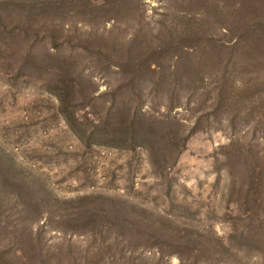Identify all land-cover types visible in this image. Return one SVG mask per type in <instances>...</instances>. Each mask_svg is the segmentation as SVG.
<instances>
[{"label": "rangeland", "instance_id": "1", "mask_svg": "<svg viewBox=\"0 0 264 264\" xmlns=\"http://www.w3.org/2000/svg\"><path fill=\"white\" fill-rule=\"evenodd\" d=\"M65 1L0 0L36 59L3 37L0 149L38 203L18 214L0 157V264H264V0ZM58 73L83 128L155 140L163 171L145 145L86 149L43 88Z\"/></svg>", "mask_w": 264, "mask_h": 264}, {"label": "trees", "instance_id": "2", "mask_svg": "<svg viewBox=\"0 0 264 264\" xmlns=\"http://www.w3.org/2000/svg\"><path fill=\"white\" fill-rule=\"evenodd\" d=\"M63 3H65V0H60ZM1 5V4H0ZM53 6V4H52ZM32 8L30 10H38V13L42 12L47 15L49 19H52L53 22L56 21L58 18L56 16L57 11L55 9L52 10V7L50 3H41L38 2L36 6L29 7ZM58 8V7H56ZM0 11V50H2V47L4 46L3 37L6 36L10 38L12 41L16 40V35H18V40L22 41L21 47L24 49H27L24 53L23 57L20 60V65L27 67L28 69L32 68V64L35 63V58L33 57L31 53V47L33 45H30L29 47L25 48V40H22L20 38L21 33L24 31H27L24 28V20L25 16L23 15V19H21V16L15 18V23L12 24V27L8 31H4L5 25L1 24L3 21V18L1 16ZM23 21V22H22ZM49 27H47L44 23L43 25H39L40 29L42 31H48L53 32L55 30V27H52V22L48 24ZM55 32H58L55 31ZM2 54L0 53V59H2ZM3 59L2 61H4ZM34 61V62H32ZM73 64H76L75 59L71 61ZM20 66V67H21ZM59 71L64 70L63 67L58 68ZM57 77L54 78L52 84H45L43 88L51 92L57 103H58V114L60 115L62 121L67 125L68 129L73 132L79 139L80 143L86 148V149H92L94 146H108L112 148H127V150H130L131 148L136 147V145H145L144 149L146 153L149 156V163L154 166L155 168L158 167V171H163V166L157 165V160H159V156H162V158H166L165 156L168 154L164 149L155 148L152 147L155 144V140H151L150 144H143L146 143V136L145 135H137V136H129L127 134V127H122L121 124H116L113 126H106L104 124H101L97 122L95 125H91L89 130L88 128H83L84 124L88 121L85 113L83 105L81 104L82 97L80 96V86L79 82L77 80L76 73H72L66 77L64 75L58 73L56 74ZM85 107V106H84ZM84 113V114H83ZM85 127V126H84ZM161 138V137H160ZM168 151V150H167ZM179 150L178 152H180ZM178 154V153H177ZM176 154V155H177ZM0 157L3 158L4 163L8 166L13 167V169L16 168L19 173H21L22 182L20 181V178H14V176H11L10 173H8L11 185L13 187H19L22 191H17L15 193L17 198V205L20 207V210H18V214L25 215L29 211V204L31 201H34V203L37 205V198L33 197V191L31 192V188L27 186V182L29 183L28 177H31L32 174L29 172H25V170L22 167H18L15 160L13 158H10L2 149H0ZM175 158L177 156H174ZM174 162V161H173ZM24 174V175H23ZM32 178V177H31ZM27 181V182H24ZM43 186V185H42ZM32 196V197H31ZM40 201V200H38ZM74 211L70 215H76V208H72ZM1 231V226H0ZM13 234V232H9V234Z\"/></svg>", "mask_w": 264, "mask_h": 264}]
</instances>
